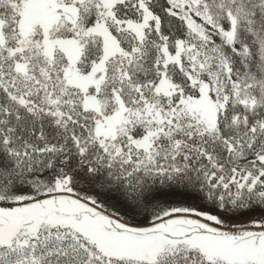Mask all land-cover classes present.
<instances>
[{"label": "snow or ice", "instance_id": "obj_1", "mask_svg": "<svg viewBox=\"0 0 264 264\" xmlns=\"http://www.w3.org/2000/svg\"><path fill=\"white\" fill-rule=\"evenodd\" d=\"M0 264H264V0H0Z\"/></svg>", "mask_w": 264, "mask_h": 264}]
</instances>
